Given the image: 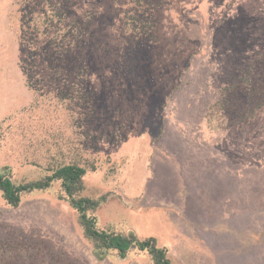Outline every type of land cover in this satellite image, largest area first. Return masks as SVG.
<instances>
[{
  "label": "rangeland",
  "instance_id": "obj_1",
  "mask_svg": "<svg viewBox=\"0 0 264 264\" xmlns=\"http://www.w3.org/2000/svg\"><path fill=\"white\" fill-rule=\"evenodd\" d=\"M68 164L98 228L170 264H264V0H0V169ZM57 189L0 195V264H153L98 259Z\"/></svg>",
  "mask_w": 264,
  "mask_h": 264
},
{
  "label": "trees",
  "instance_id": "obj_2",
  "mask_svg": "<svg viewBox=\"0 0 264 264\" xmlns=\"http://www.w3.org/2000/svg\"><path fill=\"white\" fill-rule=\"evenodd\" d=\"M142 17V24L146 28L147 36L153 40V17H145L144 15ZM135 18L130 12L126 14L122 63L127 46H131L133 42L132 35L135 31L133 27L130 29V22L135 21ZM84 175L85 170L83 168L68 164L52 170L50 174L37 180L17 183L12 181L10 169L3 167L0 169V195L6 204L17 207L23 196L33 192H45L54 185H58L56 198L68 203L75 211L82 235L92 246L98 259H103L108 255H115L120 259H124L130 250L138 248L148 254L153 264H170L165 251L156 246L153 238L140 241L133 234L105 231L97 227L95 212L103 202L104 197L93 199L83 196L85 189L83 184Z\"/></svg>",
  "mask_w": 264,
  "mask_h": 264
}]
</instances>
